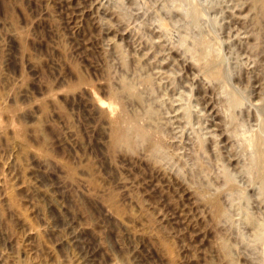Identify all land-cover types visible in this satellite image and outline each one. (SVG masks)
Here are the masks:
<instances>
[{"label":"rangeland","instance_id":"obj_1","mask_svg":"<svg viewBox=\"0 0 264 264\" xmlns=\"http://www.w3.org/2000/svg\"><path fill=\"white\" fill-rule=\"evenodd\" d=\"M252 1L0 0V264H264L241 139L264 132ZM204 36L243 105L196 65ZM125 111L161 133L158 152L136 134L114 145Z\"/></svg>","mask_w":264,"mask_h":264},{"label":"bare ground","instance_id":"obj_2","mask_svg":"<svg viewBox=\"0 0 264 264\" xmlns=\"http://www.w3.org/2000/svg\"><path fill=\"white\" fill-rule=\"evenodd\" d=\"M252 2L254 6L257 7L258 10L256 11H259V16H260L259 20H261V17L264 16V0H253ZM262 21H263V18H262ZM216 43L211 42V40L208 37L204 36L196 43L194 47H190L189 50L192 53V56L195 60L196 65H198L201 71L202 70L204 71L207 79L210 81H217L222 84V89L227 92L228 107L231 110L237 106L243 105L244 101L241 98V96L238 94L237 90L235 88L229 87L226 81V70L221 65L222 55ZM126 81L124 80V82ZM127 82H126L127 85H125V89H126L125 91H128L129 94L130 95L132 94L133 96V94H135L136 91H133V89H131L130 87L131 84L129 85V82L128 83ZM137 96L136 98H140L139 96L138 97ZM232 117H233L232 121L235 122L236 121L235 117L234 116ZM262 119L263 118L260 119L261 122H260L259 127L264 126V123L263 125H261L263 121ZM262 127L261 129L263 130L264 127L263 128ZM147 128H145L138 122V117L129 115L126 111L123 112L121 115L118 116L113 126L114 145L133 146L135 138L133 139L132 135L136 134V137L138 136L140 138L150 140L151 142L150 148L155 154V152H158L165 143H164L161 133H158L153 130H149ZM255 131L256 132L252 131V133L242 132L241 133L242 137L240 136L238 132L237 133L234 132L233 134L239 135L241 137L244 148L249 151L250 160H249L248 170L253 173L252 175L255 174L256 177H258V181L260 182V189H261L259 190L262 191L264 189V132L262 131L257 132V130ZM199 143H200V146L203 148L204 142L202 139L199 140ZM223 173L225 175L227 183L230 186V190H235V191L239 190L240 195L244 196L241 189H239L236 186L234 175L226 167L223 169ZM211 204L215 207V210L219 214V216L221 217L227 216L226 208L223 206L222 201H220L219 198L217 197L212 198ZM252 214L250 213V210L246 211V217H245L246 220L250 223H257V220L255 221V217H253ZM253 225L256 226L258 224H252V226ZM255 226L254 228L257 227ZM257 234L260 239H264V227L263 226H259V230L257 231Z\"/></svg>","mask_w":264,"mask_h":264}]
</instances>
